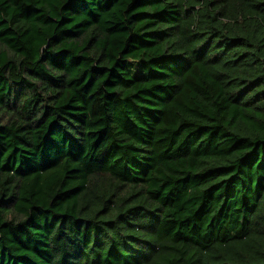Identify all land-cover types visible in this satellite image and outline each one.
Instances as JSON below:
<instances>
[{
  "label": "trees",
  "instance_id": "trees-1",
  "mask_svg": "<svg viewBox=\"0 0 264 264\" xmlns=\"http://www.w3.org/2000/svg\"><path fill=\"white\" fill-rule=\"evenodd\" d=\"M0 264H264V0H0Z\"/></svg>",
  "mask_w": 264,
  "mask_h": 264
}]
</instances>
